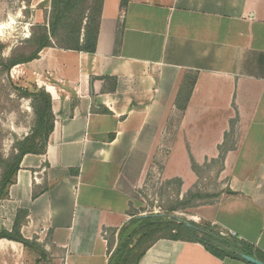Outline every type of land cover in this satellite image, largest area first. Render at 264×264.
I'll return each instance as SVG.
<instances>
[{"label":"crops","instance_id":"1","mask_svg":"<svg viewBox=\"0 0 264 264\" xmlns=\"http://www.w3.org/2000/svg\"><path fill=\"white\" fill-rule=\"evenodd\" d=\"M24 66L53 128L22 156L0 230L16 219L41 264H109L155 162L183 191L200 175L219 186L201 227L173 225L136 264L264 262V0H102L93 53L49 46ZM37 258L0 238V264Z\"/></svg>","mask_w":264,"mask_h":264},{"label":"trees","instance_id":"2","mask_svg":"<svg viewBox=\"0 0 264 264\" xmlns=\"http://www.w3.org/2000/svg\"><path fill=\"white\" fill-rule=\"evenodd\" d=\"M126 1L121 0V3L124 4ZM101 7L102 0H51L48 25L40 24L36 27L33 36L26 40L28 49L19 50L7 59L1 58L0 65L2 69L8 71L17 64L35 59L43 48L49 46L93 53L96 47ZM18 91L22 96L32 99L36 120L32 132L16 142V152L7 159H0L3 163L0 179V199L8 195L9 185L14 181L22 156L26 153H44L48 135L53 128L50 95L43 88L36 85H32V90L18 88ZM186 93H189V91H186ZM203 196L199 193L192 195L193 198ZM187 202H179L178 204L183 205ZM175 208L171 207L169 211ZM178 220L180 221L178 222ZM189 223L191 226H187L184 219L169 215L167 217L160 215L134 216L131 219L133 228L119 232V242L114 249L113 258L109 264H136L149 242L154 240L155 237L164 235L167 230L171 231L172 226L176 224L187 226L188 229L195 228L194 222L189 221ZM0 238L21 242L24 246L34 250L38 256L35 264L46 261V255L42 248L35 241L22 237L16 219L10 231L0 230ZM200 241L209 244L205 241V237L200 238ZM210 248L220 255L223 254L217 246L210 245Z\"/></svg>","mask_w":264,"mask_h":264},{"label":"rangeland","instance_id":"3","mask_svg":"<svg viewBox=\"0 0 264 264\" xmlns=\"http://www.w3.org/2000/svg\"><path fill=\"white\" fill-rule=\"evenodd\" d=\"M50 11L51 0H0V59L28 49L26 40L33 36L38 25H48ZM24 64H17L8 71L0 65V159H7L15 153L16 142L30 134L35 125L32 99L18 91V88L32 90V85H36ZM2 164L0 161V179ZM155 164L156 169H148L142 185L132 197L129 217L150 213L164 217L174 214L201 227L197 211L210 197L193 198L192 195H205L217 188V177L197 176L196 182L183 191L179 180H167L161 174V164ZM184 201L188 202L178 204ZM171 207L176 208L169 211Z\"/></svg>","mask_w":264,"mask_h":264},{"label":"water","instance_id":"4","mask_svg":"<svg viewBox=\"0 0 264 264\" xmlns=\"http://www.w3.org/2000/svg\"><path fill=\"white\" fill-rule=\"evenodd\" d=\"M149 215H160V214H158V213H150V214H140L138 216H149ZM170 216L171 217H177L174 214H171ZM185 222H186V225L191 226V224L189 223V221L185 220ZM117 244H118V241L116 242V245ZM241 257L243 259L247 260L248 262L253 263V264H264L263 261L255 258L254 256H251V255H248V254H245V253H241Z\"/></svg>","mask_w":264,"mask_h":264},{"label":"built area","instance_id":"5","mask_svg":"<svg viewBox=\"0 0 264 264\" xmlns=\"http://www.w3.org/2000/svg\"><path fill=\"white\" fill-rule=\"evenodd\" d=\"M16 66V65H15Z\"/></svg>","mask_w":264,"mask_h":264}]
</instances>
